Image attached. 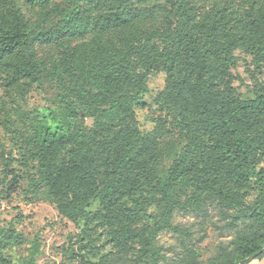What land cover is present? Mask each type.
Returning a JSON list of instances; mask_svg holds the SVG:
<instances>
[{"label": "trees", "instance_id": "16d2710c", "mask_svg": "<svg viewBox=\"0 0 264 264\" xmlns=\"http://www.w3.org/2000/svg\"><path fill=\"white\" fill-rule=\"evenodd\" d=\"M20 1L0 0V71L11 67L8 87L25 91L39 84L42 63L36 57L35 45L44 39L71 40L85 37L90 30H119L125 41L122 48L104 47L100 40L89 47L83 44L62 61L72 96L97 117L94 147L84 149V132L79 131L71 165L57 167L56 144L62 136L48 129L39 141L38 152L31 154L39 162L40 182L56 197L62 217L85 221L87 230L94 224H119L112 236L121 252L129 250L127 242L141 240L139 259L133 262L121 255L110 263L105 260V264H150L149 259L155 256L154 237L169 227L180 204L181 181L196 173L198 167L209 176V184L216 181L212 187L229 209L242 205L238 188L254 183L258 193L253 217L241 214L243 221L250 220L244 233L232 246H223L211 264H239L261 252L264 173L258 166L264 158V94L253 100H242L233 91L219 94L216 81L236 64L234 52L241 45L248 47L258 65L264 64V10L260 8L254 15L256 41H245L234 35L229 38L226 23L217 14L194 23L193 10L199 0H25L40 8L43 25L50 17L57 18L51 29L34 34L22 23L18 11L14 10L12 23L4 21L3 9ZM172 16L176 18L174 27ZM166 27L158 39L168 47L160 51L151 35ZM153 68L167 75L165 89L156 102L175 111L176 117L152 133L111 132L104 120L134 114V106L149 94L148 72ZM107 133L112 136L100 140ZM173 134L185 144L168 176L162 179L158 175L161 140ZM154 194L167 203L160 220L146 213V199ZM125 199L135 210L126 207ZM94 201L99 203L95 212L91 211ZM142 217L154 223L147 237L132 230V224ZM191 254L185 264H194L197 254ZM263 258L264 252L255 260ZM0 264L13 263L1 258Z\"/></svg>", "mask_w": 264, "mask_h": 264}, {"label": "rangeland", "instance_id": "374dc122", "mask_svg": "<svg viewBox=\"0 0 264 264\" xmlns=\"http://www.w3.org/2000/svg\"><path fill=\"white\" fill-rule=\"evenodd\" d=\"M260 8L264 10V0H199L193 10L194 23H200L208 14H217L226 23L229 38L234 35L245 41L247 38L248 41H256L252 24ZM3 10L5 23H12L14 10L18 11L22 23L34 34L42 29H51L57 21V18L50 17L43 25L38 14L40 8L25 0ZM171 21L174 27L176 18L172 16ZM168 28H161L159 33ZM159 33L152 32L151 38L162 51L168 45L158 39ZM99 40L104 47L115 45L122 48L125 45L119 30L109 33L90 30L83 38L37 42L36 57L42 63L39 84L31 85L25 91L8 87L6 80L11 76V67L0 71V259L13 264H105V260L110 263L121 255H126L133 262L140 258L142 243L139 239L127 242L129 250L126 252L119 250L112 236L119 224L114 227L104 223L94 224L87 230L85 221H70L62 217L56 197L40 182L39 162L31 155L38 152L39 141L48 129L52 133L60 132L62 136V141L56 144L54 165L57 167L71 165L79 131L84 132V149L94 147L97 117L72 96L67 76L62 70V61L75 48L83 44L89 47L100 43ZM234 56L236 64L216 81V91L219 94L233 91L242 100H253L258 94H264V64L256 63L247 46L241 45ZM193 63L197 64V61ZM193 73L196 75L197 71L193 69ZM166 82V74L150 69L147 81L149 94L134 106V114L112 120L107 118L104 120L105 127L111 132L137 130L147 134L154 132L163 122L174 119L175 111L156 102ZM111 136L107 133L100 140ZM184 144L175 134L161 140L160 178L168 176ZM258 167V171L264 173V158ZM208 177L203 167H198L196 173L181 181L180 204L174 209L169 227L154 237L155 256L149 259L150 264H185L189 252L197 254L194 264H211L223 246H232L244 233L250 220L243 221L241 214L253 217L256 210L258 193L254 183L237 189L242 196V205L229 209L212 187L216 181L209 184ZM91 204V211L99 210L97 201ZM125 205L135 210L127 199ZM166 206V201L154 194L146 199L147 216L160 220ZM148 217L132 224V230L141 237H147L154 225ZM126 219L125 222H128L129 218ZM249 264H264V258Z\"/></svg>", "mask_w": 264, "mask_h": 264}, {"label": "water", "instance_id": "95a60500", "mask_svg": "<svg viewBox=\"0 0 264 264\" xmlns=\"http://www.w3.org/2000/svg\"><path fill=\"white\" fill-rule=\"evenodd\" d=\"M263 251L251 256V257H248L246 259H244L243 261H241L239 264H249L251 261L255 260L261 253H263Z\"/></svg>", "mask_w": 264, "mask_h": 264}]
</instances>
